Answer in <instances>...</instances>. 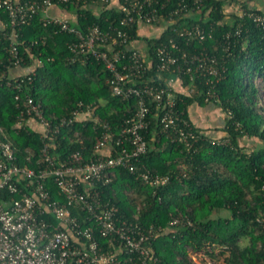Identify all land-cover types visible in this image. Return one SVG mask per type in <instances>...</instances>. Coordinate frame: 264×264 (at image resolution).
<instances>
[{
	"label": "trees",
	"instance_id": "1",
	"mask_svg": "<svg viewBox=\"0 0 264 264\" xmlns=\"http://www.w3.org/2000/svg\"><path fill=\"white\" fill-rule=\"evenodd\" d=\"M159 2L165 6L164 13L177 6L175 0ZM62 6L73 12L76 9L77 18L72 24L83 32L95 24L103 29L112 23L119 25L124 15L118 6H103L94 0H75ZM189 6L195 11L188 8L171 24L165 20L160 31L144 40L152 55L170 38L186 50L216 54L226 69L213 87L219 99L206 101L207 77L198 75L197 91L188 92L192 80L184 76L187 90L176 93L177 106L194 128L192 146L173 131L163 130L153 114L158 111L153 103L151 125L145 132L148 150L139 163L152 172L169 174L168 184L156 187L139 173L117 168L113 180L103 187L104 197L129 220H138L144 227L169 228L154 241L165 263L198 264L192 252L216 256L217 249L225 258L224 264H264V27L249 16H264V6H257L254 0H204L200 7ZM0 22V124L15 148L18 164L35 169L44 166L41 156L47 140L42 131L29 129L25 123L20 125L27 95L42 104L53 126L70 115L79 102L94 104L96 114L113 131H119L124 119L136 111V97L113 95L107 82L111 73L102 62L95 58L84 63L72 61L69 44L77 39L74 33L45 24L40 12L19 28L16 38L12 37L9 13L4 9H0ZM196 24L212 37L187 45L180 32ZM136 31L137 27L134 36L142 39ZM11 43L18 45L23 57L17 66L10 52ZM18 66L26 70L12 76L11 70ZM163 75L172 77L167 72ZM158 81L166 85L164 78ZM194 104H215L223 110L225 122L219 133L212 134L191 120L189 111ZM102 134L99 123L77 122L56 134L52 153L60 161L68 160L71 153L83 147L90 154ZM252 141L256 144L250 148ZM45 185L52 198L65 200L53 178L48 177ZM17 197L8 190L0 194L8 201ZM225 210L229 214L221 215ZM85 215L81 213V219ZM176 218L181 223L169 227Z\"/></svg>",
	"mask_w": 264,
	"mask_h": 264
},
{
	"label": "built area",
	"instance_id": "2",
	"mask_svg": "<svg viewBox=\"0 0 264 264\" xmlns=\"http://www.w3.org/2000/svg\"><path fill=\"white\" fill-rule=\"evenodd\" d=\"M74 1L0 0V9L9 13L13 38L39 12L45 24L74 33L77 39L69 44L72 61L84 63L89 58L98 59L111 73L107 82L113 95L124 99L136 97L137 108L124 119L119 131H113L111 125L102 121L94 104L84 102H79L70 115L63 116L53 126L42 104L27 95L20 125L25 123L29 129L42 131L47 140L41 156L44 166L39 169L18 164L15 148L0 124V194L6 190L14 196L18 194L9 201L0 198V264H168L157 254L154 241L169 228L144 227L138 220H129L119 213V207L105 199L103 187L113 180L117 168L139 173L145 182L156 187L168 184L169 174L152 172L139 163L148 150L145 132L151 125L153 103L158 109L153 114L163 130L173 131L186 145L192 146L194 128L177 106L176 93L187 90L183 86L184 76L192 80L188 92L197 91L198 75L207 77L206 101L219 99L213 87L226 69L216 54L186 50L170 38L168 44L156 47L152 55L141 31L145 26L160 31L165 20L173 23L175 16L188 8L195 11L189 5L200 7L204 0H175L177 6L167 13L159 0H94L103 6L107 3L118 6L124 15L119 25L112 23L103 29L95 24L86 32L77 29L71 19L51 13L52 7L63 8L62 5ZM249 16L264 27V16L255 13ZM135 27L142 39L134 36ZM180 36L189 45L212 34L196 24L185 27ZM10 52L13 63L21 64L23 57L16 43H11ZM165 72L172 77L164 76ZM162 78L166 85L158 81ZM89 121L103 126L102 137L90 154L83 147L71 153L68 160H57L52 153L56 149V134L77 122L85 125ZM48 177L54 179L64 201L52 198L45 185ZM81 213H86L82 219ZM180 223L176 218L169 227ZM104 238L107 243L103 242ZM214 254L197 251L191 255L198 264H224L225 258L217 249ZM218 257L221 259L217 261Z\"/></svg>",
	"mask_w": 264,
	"mask_h": 264
},
{
	"label": "crops",
	"instance_id": "3",
	"mask_svg": "<svg viewBox=\"0 0 264 264\" xmlns=\"http://www.w3.org/2000/svg\"><path fill=\"white\" fill-rule=\"evenodd\" d=\"M51 13L57 16L69 18L72 20V22L76 21L77 18L76 14L73 11L64 9L59 6L52 7ZM0 26H1V22H0ZM25 70L26 69L18 66L11 70V74L13 76ZM219 108L220 107H218L217 105H212V104L205 106L194 104L189 111L190 118L197 126H200L201 128L207 130L208 132L212 134L216 132L219 133V128H222L225 122V113L224 112L220 113L219 110H221V108L220 109Z\"/></svg>",
	"mask_w": 264,
	"mask_h": 264
},
{
	"label": "rangeland",
	"instance_id": "4",
	"mask_svg": "<svg viewBox=\"0 0 264 264\" xmlns=\"http://www.w3.org/2000/svg\"><path fill=\"white\" fill-rule=\"evenodd\" d=\"M254 2L257 6H263L264 5V0H254ZM234 6H238V3L235 2ZM154 28L155 27L145 26V27H141V31L144 32L145 36H151V35H155L157 33V31ZM219 112L221 113V112H223V110L221 109V110H219ZM255 144L256 143L252 141L249 143V147L252 148L255 146ZM220 214L223 216H227L229 214V211L225 210V211L220 212Z\"/></svg>",
	"mask_w": 264,
	"mask_h": 264
}]
</instances>
